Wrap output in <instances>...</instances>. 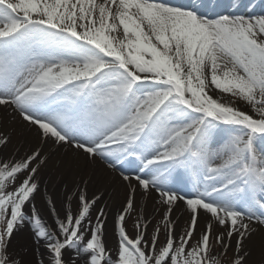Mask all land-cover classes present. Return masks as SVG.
I'll return each instance as SVG.
<instances>
[{"label": "snow or ice", "instance_id": "obj_1", "mask_svg": "<svg viewBox=\"0 0 264 264\" xmlns=\"http://www.w3.org/2000/svg\"><path fill=\"white\" fill-rule=\"evenodd\" d=\"M0 109L37 139L0 155V264H221L213 240L248 264L264 226V0H0ZM10 143L0 132V153ZM45 149L117 173L122 204L82 180L62 208L48 199L45 224ZM152 192L149 235L138 195ZM26 224L47 260L13 250Z\"/></svg>", "mask_w": 264, "mask_h": 264}, {"label": "bare ground", "instance_id": "obj_2", "mask_svg": "<svg viewBox=\"0 0 264 264\" xmlns=\"http://www.w3.org/2000/svg\"><path fill=\"white\" fill-rule=\"evenodd\" d=\"M0 132L11 135V143L7 148L3 149L4 152L2 151L0 153L3 156H12L16 151H27L37 144L34 130L31 132L28 131L17 120H13L9 112L3 109H0ZM45 151L49 152L48 149H45ZM36 179L40 187L39 191L35 194L33 203L37 212L47 225H52L53 222V217L49 213V205L47 204L48 199L54 201L58 209L62 208L65 205L66 195L74 191L75 187L80 185L82 180L88 181L87 188L89 196L93 194L100 195L102 197L101 203L108 204L113 210L122 204L125 197V188L123 183L119 181L117 173L108 170L99 162L87 163L83 156H77L71 151L67 153L64 150L55 153L49 152V159L41 168ZM54 193L56 198L53 196ZM155 198V192H152L148 196L138 195L139 204L145 208L147 211L145 214L148 216L150 213H153V209L156 206ZM183 209L184 205L180 204L173 215L174 218L184 224L188 216L183 212ZM135 220L136 216L132 221L131 219L127 220L130 221V225L133 228ZM262 228L264 226L256 225V232L246 242L247 250L251 253L250 256L252 257L248 261V264L255 263V261L258 262V258L261 263H264V236L260 235L262 233L260 230H263ZM29 230L30 228L27 224L22 226L17 236L13 239L12 247L21 257L31 260L35 258L32 254L31 247L35 245L30 240L32 232ZM105 232L108 245L114 248L116 238L113 233L112 222L109 223V220L106 224ZM254 244L255 246H253ZM39 248L45 254L44 256L48 257L43 244ZM252 251L256 257L258 256L257 259L254 258L255 256H253Z\"/></svg>", "mask_w": 264, "mask_h": 264}, {"label": "rangeland", "instance_id": "obj_3", "mask_svg": "<svg viewBox=\"0 0 264 264\" xmlns=\"http://www.w3.org/2000/svg\"><path fill=\"white\" fill-rule=\"evenodd\" d=\"M255 3L257 4V5H259V3H260V0H255ZM259 7H257L256 8V11L257 12H259ZM228 98L226 97V100H227ZM242 107H243V104L241 105ZM4 152V151H3ZM53 196H55V198H56V195H55V193L53 194ZM120 206V205H119ZM116 208V207H115ZM146 213H147V211H146ZM161 213H162V211H161ZM153 213H150L149 214V218L152 220V224L150 225V227H149V229H148V231H149V235L151 234V232L153 231V228L155 227V225L160 221V215H155L154 217H153V215H152ZM134 215L131 217V218H129L128 220H130L131 219V221L134 219ZM42 221L46 224V222L42 219ZM112 222V217L110 216L109 217V223H111ZM127 225H128V230H129V233L130 234H133V226H131L130 225V221H127ZM183 223H181V222H179V225H178V230H179V228H182L183 227ZM29 228H30V232H32V229H31V226L30 225H27ZM263 230H260L262 233H260V235H263L264 236V228H262ZM17 234L18 233H16L15 234V236H14V238L17 236ZM30 240L33 242V237H32V235H30ZM163 240H164V231H163V228H162V230H161V236H160V241H161V243H163ZM194 242V241H193ZM233 243V248L232 249H229L228 251H227V253H221V251H220V247H219V245H217L216 243H215V241L213 240L212 241V252L210 253V255H212V254H214V255H216L219 259H220V262H221V264H231V261L233 260V258H234V245H235V241H233L232 242ZM255 243H257V242H255ZM34 244V243H33ZM253 246H255V244L253 245ZM35 246H33V247H31V249H32V254L34 255V257H35V259H39V258H43V259H45V260H47L48 259V257L47 256H44L45 254L44 253H42L41 252V250H40V248H39V253H36L35 252V248H34ZM114 247H115V245H114ZM251 254V253H250ZM252 254H253V251H252ZM256 255H257V253H256ZM253 256H255V254H253ZM252 257L251 256H249V259H248V261L251 259ZM255 259H257L258 258V256L256 257H254ZM263 261H264V259H263ZM260 262V259L258 258V262L257 261H255V263H252V264H264L263 262L261 263H259Z\"/></svg>", "mask_w": 264, "mask_h": 264}]
</instances>
